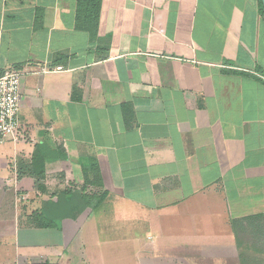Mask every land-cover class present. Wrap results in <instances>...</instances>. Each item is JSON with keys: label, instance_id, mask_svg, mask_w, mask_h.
I'll return each mask as SVG.
<instances>
[{"label": "crops", "instance_id": "0c3cea01", "mask_svg": "<svg viewBox=\"0 0 264 264\" xmlns=\"http://www.w3.org/2000/svg\"><path fill=\"white\" fill-rule=\"evenodd\" d=\"M89 1L0 0V74L22 73L0 264H103L106 247L242 264L232 222L264 215L260 0ZM38 145L54 151L45 192L12 173Z\"/></svg>", "mask_w": 264, "mask_h": 264}, {"label": "trees", "instance_id": "16d2710c", "mask_svg": "<svg viewBox=\"0 0 264 264\" xmlns=\"http://www.w3.org/2000/svg\"><path fill=\"white\" fill-rule=\"evenodd\" d=\"M96 4L99 6V0H90V4ZM259 7L262 16L264 17V8L261 1H259ZM58 154L57 157H60ZM51 157H54V151L46 145H38L28 160H21L18 163V173L20 178H30L35 182V186L45 192V181L47 178V165L51 161ZM68 195V202L72 209L84 210L91 206V202L88 197L84 195V192L75 193L74 191H67L62 193V195ZM59 196V201L56 205L62 206L63 197ZM107 193L105 192L102 196L99 204L101 205ZM62 198V199H61ZM82 205V207H80ZM75 212V211H74ZM81 213V212H80ZM43 215V213H42ZM41 215V216H42ZM78 215V214H77ZM62 217V216H61ZM34 222L37 223V218ZM42 220L46 219L43 216ZM33 221V220H32ZM41 226V225H40ZM43 226V225H42ZM52 226L51 223H46L44 227ZM234 232L236 234L238 247L240 249V257L242 264H264V215L253 216L244 218L241 220H234L232 222ZM244 257V258H243ZM248 258V260L246 259ZM247 260V261H246Z\"/></svg>", "mask_w": 264, "mask_h": 264}, {"label": "built area", "instance_id": "2783aa9c", "mask_svg": "<svg viewBox=\"0 0 264 264\" xmlns=\"http://www.w3.org/2000/svg\"><path fill=\"white\" fill-rule=\"evenodd\" d=\"M61 70L58 68L55 71ZM21 77L22 73L16 71L0 74V145L17 139L20 128Z\"/></svg>", "mask_w": 264, "mask_h": 264}, {"label": "rangeland", "instance_id": "374dc122", "mask_svg": "<svg viewBox=\"0 0 264 264\" xmlns=\"http://www.w3.org/2000/svg\"><path fill=\"white\" fill-rule=\"evenodd\" d=\"M20 117H21V112H20ZM17 141H19L18 138H17ZM15 143L16 142H14L13 140H9L5 144L0 145V159H2V158L3 159H6L7 162H9L10 164H12L14 162L15 155H16V150L18 148L16 146L17 144H15ZM31 155H32V152L31 153L29 152V153L25 154V156H27V157H25L26 160L30 159L31 158ZM12 173L19 174L18 173V169H16V171H15V168L12 169ZM15 178L17 179L18 178V175L16 177L14 175L13 181H15ZM27 187H29V188L31 187L30 186V183H28ZM29 192H31V191H29ZM17 193L18 194H21L20 190H18ZM22 193L26 194L27 192L23 191ZM44 220H46V219H44ZM56 226L61 227V224L57 223ZM112 252H113V249L112 248H107L106 247V253H108V255L106 254V259H105V261H104L103 264H131V262H128L127 260H124V261L120 262L118 259L113 260V262H112V257L109 256V255H111ZM263 258H264V256H263ZM246 259L248 260V258H246Z\"/></svg>", "mask_w": 264, "mask_h": 264}, {"label": "water", "instance_id": "95a60500", "mask_svg": "<svg viewBox=\"0 0 264 264\" xmlns=\"http://www.w3.org/2000/svg\"><path fill=\"white\" fill-rule=\"evenodd\" d=\"M260 1H261V3H262L263 8H264V0H260Z\"/></svg>", "mask_w": 264, "mask_h": 264}]
</instances>
